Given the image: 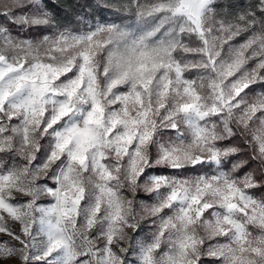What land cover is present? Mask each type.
Returning <instances> with one entry per match:
<instances>
[{"label":"clouds","instance_id":"clouds-1","mask_svg":"<svg viewBox=\"0 0 264 264\" xmlns=\"http://www.w3.org/2000/svg\"><path fill=\"white\" fill-rule=\"evenodd\" d=\"M0 264H264V0H0Z\"/></svg>","mask_w":264,"mask_h":264}]
</instances>
